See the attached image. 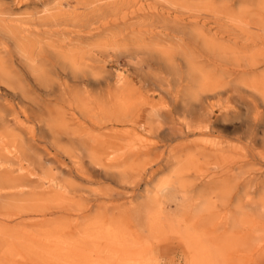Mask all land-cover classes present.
Masks as SVG:
<instances>
[{
  "label": "rangeland",
  "instance_id": "obj_1",
  "mask_svg": "<svg viewBox=\"0 0 264 264\" xmlns=\"http://www.w3.org/2000/svg\"><path fill=\"white\" fill-rule=\"evenodd\" d=\"M0 264H264V0H0Z\"/></svg>",
  "mask_w": 264,
  "mask_h": 264
}]
</instances>
